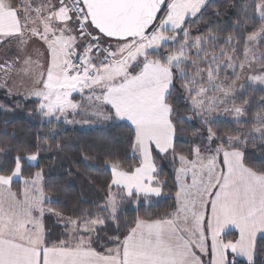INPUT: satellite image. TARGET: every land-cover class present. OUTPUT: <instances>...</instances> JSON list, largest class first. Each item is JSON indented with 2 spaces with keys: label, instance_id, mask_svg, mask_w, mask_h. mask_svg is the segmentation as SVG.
Masks as SVG:
<instances>
[{
  "label": "snow or ice",
  "instance_id": "1",
  "mask_svg": "<svg viewBox=\"0 0 264 264\" xmlns=\"http://www.w3.org/2000/svg\"><path fill=\"white\" fill-rule=\"evenodd\" d=\"M207 6L208 0H0V46L15 45V55L0 63L5 85L13 75L31 78L28 95L37 98L36 111L50 124L73 123L68 117L77 114L128 122L139 166L126 170L118 157L106 162L111 182L105 203L97 207L108 212V220L115 222L123 198L139 203L162 195L154 149L180 162L175 211L161 219L137 218L126 235L110 240L115 247L100 252L92 244L94 237L99 239L96 229L106 226L105 217L97 213L73 219L45 207L52 197L44 191L43 169L24 177L27 162L38 163L39 147L31 154L22 150L13 157L14 166L0 172V264H239L238 257L257 264L258 238L264 240V170L247 166L235 145L247 143L248 136L264 142V113L256 114L258 126L251 132L225 135L214 149L211 142L221 137L209 128L207 155L199 146L192 150L194 158L176 154L175 109L168 102L175 78L204 118L224 103L209 93L231 98L236 89L234 80L219 75L222 69H234L236 50L216 49V42L239 46L242 40L249 63L256 46L264 44V0H244L243 16L232 27L254 30L240 39L211 30L192 36L186 20L203 16ZM33 41L43 43L46 66L38 51L36 59L29 53ZM250 80L264 87V75ZM225 111L237 120L244 115L235 105ZM17 179L24 187L13 191ZM46 213L71 228L65 233L68 240L48 238ZM233 229L238 237L230 239ZM205 255L210 259H202Z\"/></svg>",
  "mask_w": 264,
  "mask_h": 264
},
{
  "label": "trees",
  "instance_id": "2",
  "mask_svg": "<svg viewBox=\"0 0 264 264\" xmlns=\"http://www.w3.org/2000/svg\"><path fill=\"white\" fill-rule=\"evenodd\" d=\"M243 3L244 0H208L203 16L198 15L191 22L186 21L191 28V34L196 36L211 30L220 37H226L230 33L238 39L247 36L254 30L251 26L246 30L232 27L243 16ZM255 24L258 27L259 21H255ZM231 46L242 48L244 43L241 40L237 46L233 41L229 45L225 44L224 39H220L215 45L216 49ZM174 83L176 87L168 102L175 109L173 117L177 135L174 143L177 155L190 157L196 146L209 149V128L221 137L220 140L213 139L212 149L224 143L225 135L235 137L251 132L254 126H258L256 114L264 113V87L246 83L243 91L234 96L235 105L243 108L244 115L241 119L223 117L207 123L199 120L194 123L188 118L191 108L178 76ZM37 105V98H11L0 91V149H3L0 151V172L12 168L13 157L22 150L25 154H31L39 147V161L27 162L29 166L24 169V177H30L43 169L44 191L52 197V202L46 204L47 208H55L73 219L85 214L103 213L97 206L105 203L111 182V171L106 162L118 157L125 169L138 165L129 143L131 132L128 122L105 120L88 128L64 121H53L50 124L38 114ZM235 147L244 153L247 166L264 170V142L259 136H248L247 143L237 144ZM154 156L160 165L158 177L163 181V195L150 203L141 198L137 205L131 202L133 200L124 198L121 203L123 207L118 210L115 222L107 220L106 226L96 229L99 239L94 237L92 245L97 249L106 250L114 245L110 240L126 235L137 218L161 219L175 209V193L178 188L175 181V163L172 164L170 154L155 152ZM85 157L88 159L85 160ZM22 186L23 183L17 179L14 180L12 188L17 191ZM45 229L49 234L48 238L53 242L67 238V229L51 214H45ZM235 235L234 232L228 234ZM262 249L264 240L258 238L257 264L264 261ZM237 260L239 264H247L244 259Z\"/></svg>",
  "mask_w": 264,
  "mask_h": 264
},
{
  "label": "rangeland",
  "instance_id": "3",
  "mask_svg": "<svg viewBox=\"0 0 264 264\" xmlns=\"http://www.w3.org/2000/svg\"><path fill=\"white\" fill-rule=\"evenodd\" d=\"M194 18L195 17H191V18H188L187 20H190V22H191V19H194ZM186 26L189 28V31H190L191 28H190V26L187 25V23H186ZM191 35L194 36L193 34H191ZM168 47L174 49L175 45H169ZM231 48H235V50H236L235 51L236 60L233 62L235 64V67H234V69H226V70L222 69L220 71L219 75H220L221 80H224V81H233L234 80L236 82V89L234 90V95L231 98H225L218 92L217 93H209L210 96H219L220 99L224 101V103L223 104H218L213 112L204 113V118H201V116L198 115L197 112L193 109L191 97H190L189 93L186 91L185 92L186 93L185 96H186V99L188 100V103L190 104V108H191V112L188 114V118L192 122L196 123L197 120L205 122V119L207 120V122H209V121L214 120L216 118H223V117L234 118V115H233V113L231 111H225V109H229L230 110L233 107V105H235L234 96L237 93L243 91L246 83H250L253 86L259 85V84H253V82L250 80V78L253 77V76L264 75V59H261L262 54H264V44H258L256 46V48L254 50V53H253V55L255 56V59L252 60L250 63L245 60V56H244L245 44H244V46L242 48H237V47L231 46L230 48H225V49H231ZM228 54L232 55V52L229 51ZM14 55H15V49H14L13 44H12V45L8 46L7 53H5L4 56L2 55V57L11 59ZM192 58L196 59V56H195L194 52L192 54ZM221 59H223V58H221ZM237 61L243 62L244 63V67L241 68L239 66V63H237ZM201 67H205V65L201 64ZM233 72L235 73V75H233ZM205 83H206V80H205ZM86 95H87V92L85 93V96ZM77 102L81 103V101H77ZM88 110L91 111V109H88ZM105 111H107V109H105ZM83 116L87 117V119H84L85 118L84 117V118H79L78 121H77L81 127L88 128V127L96 126L98 123H101V122H99L101 119H99L97 117H93V116H90V115L87 116L85 114ZM72 118H73V116L70 117V119H72ZM241 118H239V119H241ZM234 119H236V118H234ZM61 121H63V120H61ZM196 147H198V146H196ZM200 150L202 152H205V153H207L209 151V149H204V148L202 149V147L200 148ZM190 158H194L193 154H192V156H190ZM171 162H172V164H173V162L175 163L174 171H175V174H176V169L179 168L180 162H179L178 159L173 160L172 157H171ZM136 166H139V165H136ZM157 178H158V180L160 182L163 183V181L159 177H157ZM23 187H24V185L22 186L21 190L23 189ZM177 187H178L177 188V191H178V189H179L178 183H177ZM12 190L15 191L13 188H12ZM112 191L115 192V191H117V189L113 188ZM162 193H163V191H162ZM123 199L121 200V203L124 202ZM127 199L128 198H126L125 200H127ZM129 200H133V199H129ZM131 202L135 203V205L138 204V202L136 200H133ZM121 203L119 204V206H118V208L116 210V213H115L116 217H117L118 210L123 207V205ZM45 207H47V206L45 205ZM176 207H177V200H176L175 208ZM99 215L105 217L106 221L108 220L107 219L108 212L104 211L103 213H100ZM64 216H66V215H64ZM66 217H69V216H66ZM66 229L71 231V228H66ZM68 237H69V235H67V238ZM67 238H66V240H67Z\"/></svg>",
  "mask_w": 264,
  "mask_h": 264
},
{
  "label": "crops",
  "instance_id": "4",
  "mask_svg": "<svg viewBox=\"0 0 264 264\" xmlns=\"http://www.w3.org/2000/svg\"><path fill=\"white\" fill-rule=\"evenodd\" d=\"M13 47L15 49V45L13 43ZM8 51V46H0V63H3V61L5 59H8V58H3L2 55L4 56L5 53H7ZM28 51L29 53H33V59H36V55H35V51H38L39 52V59H40V62L41 64L43 65H47V62H48V53L45 52V48H44V45L42 42H36V41H33L29 44L28 46ZM32 80L31 78L27 77V76H17V75H13L7 82V84L5 85L4 84V80H3V74L0 73V91L2 94L4 95H7L11 98L13 97H22V98H25V99H30V98H35V97H31L28 95V92L29 90L32 88ZM73 99L74 100H77V101H81V104L82 106L85 108V109H88V104L82 100L81 98V95L79 93H73ZM87 106V107H86ZM107 111H109L107 109ZM84 114H77L75 116H73L72 119H70V117L72 115H69V120H73L74 122L72 124H78L79 123L77 122L79 118H84L85 116H83ZM88 116V115H87ZM84 119H87V117H85ZM105 120L101 119L99 122H103ZM99 124V123H98ZM241 150V149H240ZM242 151V150H241ZM155 152H158L157 150H153V156H154V153ZM202 152V151H201ZM203 154L207 155V153L205 152H202ZM134 154V157L135 159L137 160L138 162V165H139V154L138 153H133ZM155 158V156H154ZM222 159V157H221ZM156 161V160H155ZM156 165H157V172L159 171V163L156 161ZM179 167H180V164H179ZM162 183V182H161ZM162 187V184L160 185ZM179 190V189H178ZM163 195V193H162ZM161 195V196H162ZM160 196V197H161ZM160 197H152L150 198L149 200H147L146 202L147 203H150L152 202L153 200L155 199H158ZM178 206V205H177ZM176 209V208H175ZM175 209L173 211H175ZM166 218V217H165ZM43 224H44V227H45V216L43 218ZM70 228V227H69ZM68 233H71L70 230H67ZM230 232H234L236 235L235 236H228V238L232 239V238H237L238 237V231L233 229L232 231ZM83 234V233H82ZM70 238V236L67 238V240ZM93 246V245H92ZM97 251H100V252H105V250H99L97 249L95 246H93ZM112 247H115V244L108 247V248H112ZM199 254V253H198ZM238 258H241V259H244L246 260L244 257H238ZM202 259H210V255H205L202 257Z\"/></svg>",
  "mask_w": 264,
  "mask_h": 264
}]
</instances>
